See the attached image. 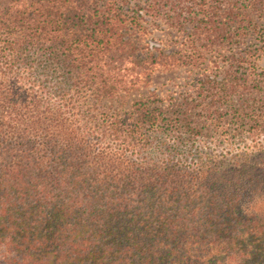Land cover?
<instances>
[{"label":"trees","instance_id":"1","mask_svg":"<svg viewBox=\"0 0 264 264\" xmlns=\"http://www.w3.org/2000/svg\"><path fill=\"white\" fill-rule=\"evenodd\" d=\"M257 19L264 0H0V264H264V144L196 145L264 134L249 54L192 95L116 105L169 62L144 22L189 27L197 52Z\"/></svg>","mask_w":264,"mask_h":264},{"label":"rangeland","instance_id":"2","mask_svg":"<svg viewBox=\"0 0 264 264\" xmlns=\"http://www.w3.org/2000/svg\"><path fill=\"white\" fill-rule=\"evenodd\" d=\"M257 22L259 25L257 33H250L238 41L224 39L221 44L217 43L208 48L205 45V47L200 46L203 44L200 41L201 49L197 52H194L193 49L186 50L193 37L189 27L184 31L169 27L160 21L144 22L145 32L142 35L141 44L165 47V53L170 54L167 59L169 62L165 66H156V71L150 76L145 75L136 87L116 99V105L128 107L135 100L149 98L153 92L157 94V98L161 99H166L169 96L192 95L204 75L220 76L222 67L219 68V66L222 65V62L225 63V59L231 54H249V59L255 62V66L246 65L244 70L251 74L252 80L258 78L264 88V19H257ZM177 58L181 60L174 66H170L169 64ZM191 58H199V62L204 65H200L201 67L188 66L185 61ZM257 143L264 144V134L256 139L249 135L207 138L198 141L196 145L197 151L201 155H211L223 161L225 159L231 161L239 154L251 152Z\"/></svg>","mask_w":264,"mask_h":264}]
</instances>
